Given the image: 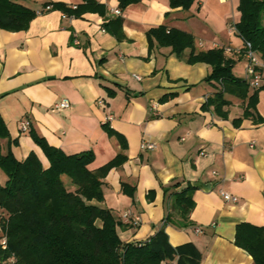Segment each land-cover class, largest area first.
<instances>
[{"label":"crops","instance_id":"obj_1","mask_svg":"<svg viewBox=\"0 0 264 264\" xmlns=\"http://www.w3.org/2000/svg\"><path fill=\"white\" fill-rule=\"evenodd\" d=\"M46 1L81 3L20 2L38 10ZM97 1L105 5L103 16L68 17L50 9L25 30L0 27V117L8 132L0 138V153L9 148L23 160L32 152L47 167L31 133L65 154L91 150L90 170L122 153L125 160L103 178V199L92 200L121 222L122 241H143L163 227L171 245L191 241L201 252L200 264H254L233 241L238 223L264 226V76L258 87L249 86V94L257 89L252 115L243 116L246 100L226 92L221 116L203 107L221 89L219 82L205 80L210 65L188 63L189 49L176 56L146 35L164 24L190 33L196 52L228 48L223 52L234 61L233 75L246 81L243 40L229 28L239 20V0H193L187 10L171 7L169 0H137L123 9L118 0ZM114 8L121 14H113ZM117 16L121 38L103 26ZM63 98L69 107L54 110ZM21 120L27 121L24 130ZM142 141L154 146L141 148ZM174 182L179 185L172 187ZM122 183L133 187L132 196ZM187 185L194 188L189 224L164 222L167 194ZM221 191L238 200L225 201Z\"/></svg>","mask_w":264,"mask_h":264},{"label":"trees","instance_id":"obj_2","mask_svg":"<svg viewBox=\"0 0 264 264\" xmlns=\"http://www.w3.org/2000/svg\"><path fill=\"white\" fill-rule=\"evenodd\" d=\"M20 1L0 0L1 28L25 30L38 13L50 9H58L68 17H79L84 12L103 16L106 9L97 0H81L74 7L46 1L38 10ZM135 1L118 0V6L123 9ZM192 2L169 0L171 7L184 10ZM238 10L239 20L233 24L236 33L264 59V0H239ZM121 22L117 16L106 19L103 26L117 34ZM146 35L150 44L155 41L159 46H169L176 56L189 49L185 58L188 63L203 61L210 65L205 80L219 82L221 89L206 98L204 108L212 107L214 112L225 116L222 108L228 103L224 97L227 92L246 100L243 116L252 115L257 89L249 94L247 81L233 75L234 61L225 56L223 47L196 52L190 33L164 24L148 29ZM116 36L121 38L120 34ZM102 125L109 134L119 136L107 124ZM7 136L0 117V138ZM31 136L42 148L49 162L47 167L32 152L23 160H17L9 148L0 153V170L6 176L4 183H0V264H200L199 249L191 241L171 245L163 227L143 241H122L117 234L121 222L110 209L92 203L103 199V178L110 167L125 160L124 154L118 153L104 165L90 170L87 165L94 158L91 150L65 154L42 137L34 133ZM178 185V182L171 184ZM122 190L133 194V187L127 188L124 183ZM193 190L187 185L167 194L169 211L164 222L176 226L189 224ZM233 242L251 255L254 264H264V226L238 223Z\"/></svg>","mask_w":264,"mask_h":264},{"label":"built area","instance_id":"obj_3","mask_svg":"<svg viewBox=\"0 0 264 264\" xmlns=\"http://www.w3.org/2000/svg\"><path fill=\"white\" fill-rule=\"evenodd\" d=\"M112 12L115 15L121 14V10L119 8L112 9ZM233 24L234 23H231L229 25V28L231 30H235ZM224 49L227 50L228 48H224ZM241 51L246 61V68H245L246 81L250 87L253 88L258 87L262 81V76H264V59H262L256 54V52L252 49L250 42L248 41L243 42V47ZM68 107H69V101L65 98L55 102L52 106V108L56 111H61ZM20 127L23 130L26 129L27 121L21 120ZM153 146H154L153 143H147L145 141H142L140 143L141 148H152ZM220 194L225 201L236 202L238 200V198L235 195H232L226 191H221ZM122 217L127 218L128 213H124ZM132 220L134 223H137L138 217L135 216ZM196 231H199V229H196ZM2 244L5 245V241H2ZM162 264H166V263H162Z\"/></svg>","mask_w":264,"mask_h":264},{"label":"rangeland","instance_id":"obj_4","mask_svg":"<svg viewBox=\"0 0 264 264\" xmlns=\"http://www.w3.org/2000/svg\"><path fill=\"white\" fill-rule=\"evenodd\" d=\"M0 173L2 174H0V182H1V184H3L4 183V173L0 170ZM1 232V231H0Z\"/></svg>","mask_w":264,"mask_h":264}]
</instances>
